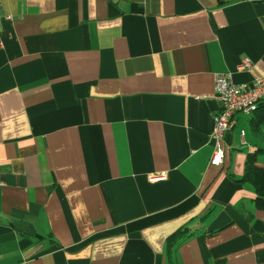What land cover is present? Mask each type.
I'll return each mask as SVG.
<instances>
[{
	"label": "crops",
	"instance_id": "crops-1",
	"mask_svg": "<svg viewBox=\"0 0 264 264\" xmlns=\"http://www.w3.org/2000/svg\"><path fill=\"white\" fill-rule=\"evenodd\" d=\"M218 72L264 76V0H0V264H264V101L211 164Z\"/></svg>",
	"mask_w": 264,
	"mask_h": 264
},
{
	"label": "built area",
	"instance_id": "built-area-1",
	"mask_svg": "<svg viewBox=\"0 0 264 264\" xmlns=\"http://www.w3.org/2000/svg\"><path fill=\"white\" fill-rule=\"evenodd\" d=\"M240 68L251 70V63L244 60ZM213 83L214 96L220 108L213 116L211 139L214 147L210 163L218 165L222 162L224 155L221 139L235 124V115L250 114L257 109L259 103L264 101V76H254L250 83H235L229 72H218L214 74Z\"/></svg>",
	"mask_w": 264,
	"mask_h": 264
},
{
	"label": "trees",
	"instance_id": "trees-1",
	"mask_svg": "<svg viewBox=\"0 0 264 264\" xmlns=\"http://www.w3.org/2000/svg\"><path fill=\"white\" fill-rule=\"evenodd\" d=\"M259 104H261V103H259Z\"/></svg>",
	"mask_w": 264,
	"mask_h": 264
}]
</instances>
